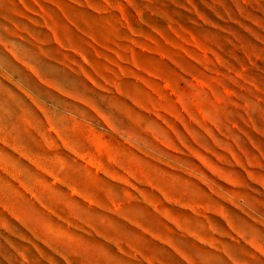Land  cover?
<instances>
[{
	"label": "rangeland",
	"instance_id": "rangeland-1",
	"mask_svg": "<svg viewBox=\"0 0 264 264\" xmlns=\"http://www.w3.org/2000/svg\"><path fill=\"white\" fill-rule=\"evenodd\" d=\"M0 264H264V0H0Z\"/></svg>",
	"mask_w": 264,
	"mask_h": 264
}]
</instances>
